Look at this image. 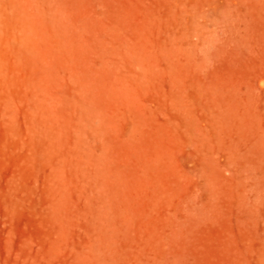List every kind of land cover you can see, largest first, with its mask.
Returning a JSON list of instances; mask_svg holds the SVG:
<instances>
[{"label": "rangeland", "instance_id": "rangeland-1", "mask_svg": "<svg viewBox=\"0 0 264 264\" xmlns=\"http://www.w3.org/2000/svg\"><path fill=\"white\" fill-rule=\"evenodd\" d=\"M0 264H264V0H0Z\"/></svg>", "mask_w": 264, "mask_h": 264}]
</instances>
